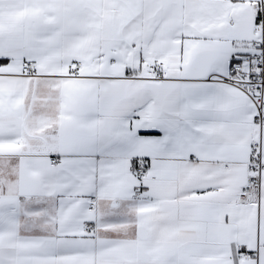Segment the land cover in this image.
I'll return each instance as SVG.
<instances>
[{
    "label": "snow or ice",
    "instance_id": "obj_1",
    "mask_svg": "<svg viewBox=\"0 0 264 264\" xmlns=\"http://www.w3.org/2000/svg\"><path fill=\"white\" fill-rule=\"evenodd\" d=\"M0 264H264V0H0Z\"/></svg>",
    "mask_w": 264,
    "mask_h": 264
}]
</instances>
